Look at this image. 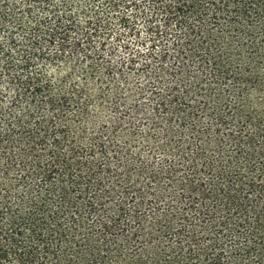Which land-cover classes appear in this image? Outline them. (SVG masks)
Masks as SVG:
<instances>
[{"label": "trees", "instance_id": "1", "mask_svg": "<svg viewBox=\"0 0 264 264\" xmlns=\"http://www.w3.org/2000/svg\"><path fill=\"white\" fill-rule=\"evenodd\" d=\"M0 264H264V0H0Z\"/></svg>", "mask_w": 264, "mask_h": 264}]
</instances>
